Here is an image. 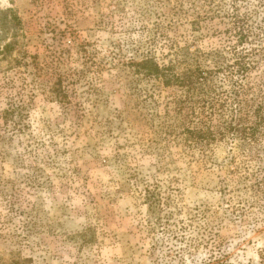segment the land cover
Listing matches in <instances>:
<instances>
[{
  "label": "rangeland",
  "instance_id": "374dc122",
  "mask_svg": "<svg viewBox=\"0 0 264 264\" xmlns=\"http://www.w3.org/2000/svg\"><path fill=\"white\" fill-rule=\"evenodd\" d=\"M0 9L22 20L21 63L0 61V264H264V122L256 142L186 133L220 95L264 90V0ZM196 54L208 79L194 88L137 66L182 73Z\"/></svg>",
  "mask_w": 264,
  "mask_h": 264
},
{
  "label": "trees",
  "instance_id": "16d2710c",
  "mask_svg": "<svg viewBox=\"0 0 264 264\" xmlns=\"http://www.w3.org/2000/svg\"><path fill=\"white\" fill-rule=\"evenodd\" d=\"M21 25L22 20L13 9H0V40L4 39L9 32H11L12 37L11 41L5 42L4 45L0 46V61L10 57L9 64L21 63V61L18 60L19 57L13 58L12 56L15 45L18 42L16 39ZM240 41L242 42L243 39L241 38ZM198 57L199 56L196 54L193 61L190 62L189 65H186L182 73H175L172 64L161 66L152 58H146L144 61L138 63L137 66L139 68L138 70L145 73L147 76H156L162 79L163 84L166 86L176 85L194 88L197 87L198 84L201 85L202 79L203 81L208 79L206 76L207 72L202 68ZM214 70L208 72L212 74L215 73ZM55 86L56 87L53 88V93L56 95V99L60 101L66 100L67 95L64 94L59 83L55 84ZM241 86V89L234 90L235 92H228L224 97L220 95V103L218 100L210 102V112L204 115L200 120L202 126L197 123L194 129L188 128L186 130L187 137L195 140H209L215 139L217 135L225 137L228 133L232 132L240 136L244 142H256L259 137V132L261 131V125L264 122V90L262 86H259L258 92V87H255V82H249L245 87L243 85ZM231 99L236 103L238 112L235 110V113L232 115H227V106ZM13 115V110H7L4 112L3 118L8 121ZM212 115H217L216 119L218 120V124H216V127H214L213 123L215 118ZM229 116L231 117L229 118ZM253 116L255 117L254 119ZM146 197L147 203L150 206V211L155 213L160 204V199L156 195L150 194V192H148ZM81 236L84 237L85 233L81 234ZM89 241L90 240L84 239L86 243Z\"/></svg>",
  "mask_w": 264,
  "mask_h": 264
}]
</instances>
